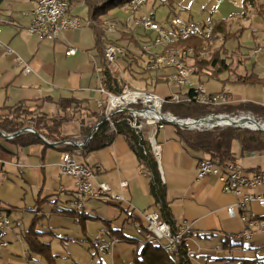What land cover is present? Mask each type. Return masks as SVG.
<instances>
[{
  "label": "crops",
  "instance_id": "1",
  "mask_svg": "<svg viewBox=\"0 0 264 264\" xmlns=\"http://www.w3.org/2000/svg\"><path fill=\"white\" fill-rule=\"evenodd\" d=\"M66 1L69 3V12L72 15L87 20L86 6L84 10L81 2L84 3V0ZM253 2L254 7L246 5L245 0H149L141 11L153 14L159 21H163L173 13L194 21L209 20L214 23L221 20L227 21L230 32L233 23L240 25L243 31L237 35L238 39L235 43H238L240 51L244 53V59L246 58L241 68L243 69L244 66L246 68L242 73H237V70L236 73L230 71L213 78L216 81L220 80L222 88L218 92L211 93L230 91V102L225 107L236 108V104H250L263 108L264 13L258 14L261 1L253 0ZM32 7L31 0H4L1 5V12L10 14L11 21L16 25L4 26L0 33V107H11L17 103L26 102L31 109L39 108L45 115L57 116L56 104L61 98L73 97L84 101L81 110L73 115L71 122L63 124L61 130L65 139L77 138L84 141L99 117L95 101L100 98L96 88L101 78L100 71L103 65L101 57L104 45L96 43L92 30L87 26H82L75 31H64L55 41L38 40L26 31L31 20ZM102 17L126 21L130 19V14L120 8H113ZM245 35L248 36L247 43L241 42V38ZM105 38L103 34L104 41ZM259 40L260 46L257 47L256 43ZM6 46L29 66L28 73H24L23 67L17 65L15 55H6ZM70 47L75 48L77 52L75 55L66 56L65 52ZM246 52H250V55L247 56ZM228 62L231 63V61ZM122 65L124 64L121 63L120 66ZM225 74H228L226 78ZM222 75L225 76L222 77ZM241 77H251V82L237 84L238 87L244 89L249 86L253 91L249 97L243 99L234 95L231 88V84ZM123 78L124 76L122 81H126ZM258 80H260L259 83ZM198 81L200 82V77ZM81 122L83 132L80 131ZM74 127L76 128L71 130ZM165 129L166 127L157 134L156 141L160 146V154L156 163L161 182L166 187V199L171 208L172 222L175 226L188 227L189 236L185 241L187 252L194 253V259L198 264H238L229 261L236 259L233 254L227 258L218 253L219 250L231 252L230 246L240 244L238 242L234 244L235 239L232 238L243 229L239 210L235 207L239 198L223 193L214 177L196 180L197 163L207 156L193 152L180 143L175 137V128L168 133ZM86 131L89 132L85 134ZM0 146L6 151L5 153L0 151V214L8 216L10 220L14 219L10 221L11 227L4 238L8 245L0 248V264H48L42 256L27 250L23 240V233L28 227L26 217L31 218L29 221L36 219L35 229L45 234L40 241L49 245L50 251L55 241L61 242L64 251H67L72 244L87 242L90 247H93L94 254L110 256L109 262L117 264L112 251L116 249L118 242L112 250L104 253L97 251L99 243L111 240L107 227L105 225L101 227V220L109 223L110 220L97 213L100 207L105 206L115 208V219L122 220L120 230L123 234L126 229L131 227L135 229L139 234V239H136L138 246H142L144 216L154 210L159 212V209L149 196V179L146 172L139 165L122 135H117L110 146L92 152L86 157L82 156L81 160L90 168L97 167L99 170L96 172L95 181L108 184L116 194L122 193L126 202L121 205L90 202L86 205L84 213L97 220L94 218L87 220L83 225H79L71 217L51 213L54 207L62 211L70 210L67 206L68 196L61 190H73L72 180L59 173L58 165L63 151L61 146L54 147L47 143L17 147L3 137H0ZM239 153L240 160H243L242 169L245 174L251 175L264 170L257 162L264 152ZM235 157L239 162L236 154ZM122 180L128 183L123 191L119 189V183ZM255 191L264 195L263 187ZM230 206L235 213L232 218L227 215V208ZM249 209L256 215L264 217V212L259 213L264 208L258 207L255 203L251 204ZM90 222L97 223L96 226L99 227L98 234L91 237L85 235V226ZM238 222L240 229L236 230ZM109 227L114 230L119 228L111 223ZM253 242L252 246L240 244L239 249L253 248L255 250L256 248L259 251L263 248L260 250L264 251V243L256 244L252 239L247 244ZM249 250L244 251L243 255L252 254ZM66 251H51L50 254L54 258L53 264L65 262L62 259L70 261V255ZM238 254L240 255V252ZM73 262L76 264L71 260V264Z\"/></svg>",
  "mask_w": 264,
  "mask_h": 264
},
{
  "label": "built area",
  "instance_id": "2",
  "mask_svg": "<svg viewBox=\"0 0 264 264\" xmlns=\"http://www.w3.org/2000/svg\"><path fill=\"white\" fill-rule=\"evenodd\" d=\"M149 0H131L122 10L130 14L126 21L114 18L101 17L102 30L104 32L105 44L102 51L104 67L118 81L119 92L106 89L102 84L103 65L100 71L101 78L96 88L100 98L95 102L99 111L98 119L89 135L84 141L77 138H69L59 142L50 143L54 147L67 149L61 152V161L58 165L59 173L70 178L73 182V190L62 189L61 192L68 196L67 206L75 212L84 211L87 204L97 202L104 205H121L126 202L122 193L112 191L108 184L95 181L97 167L90 168L82 162V149L93 137L103 123L109 125L110 131H115L118 123H123L133 131L141 141L145 142L150 149L154 159L158 161L160 146L157 134L163 130L166 124H171L175 129L181 131H210L214 128L233 127L231 123L215 125L216 121H232L241 130L256 131L245 127L243 123L260 124L249 112L238 111L236 113L209 114L199 118H178L170 112H163L164 104L178 103L181 101H193L202 106L222 107L230 102V91L219 93H208L203 84L198 81V71L194 61L201 58V50L194 48L182 49L176 47L181 42L190 38L209 40L214 31L212 21H194L182 18L181 15L173 13L163 21L149 13H144L143 7ZM31 20L26 28L27 33L40 41H55L59 35L68 30H79L82 26L89 27L91 22L82 20L69 12V3L66 0H31ZM10 14L0 12V33L4 26H14ZM114 38V39H113ZM6 55H15L8 46L5 47ZM75 48H68L66 56L76 54ZM17 65L23 67L24 73L30 71L29 66L15 55ZM126 66L123 69L120 63ZM127 74L126 81H122L124 71ZM150 73L152 76L162 78L163 83L175 91L172 95L161 98L150 89L147 90L142 80ZM135 77V78H134ZM123 80H125L123 78ZM130 81H140L143 89L131 86ZM153 87V86H152ZM192 93L191 96L189 94ZM234 127V128H236ZM30 127L26 133L34 134ZM4 134L1 135V137ZM4 139L11 140L13 135H4ZM45 140L44 138H42ZM46 141V140H45ZM239 162L221 165L218 160L210 158L201 159L197 163L196 180L206 177H214L220 185L223 193L235 195L239 198L235 207L239 210V219L243 226L241 232L232 238L240 244H247L258 233L264 234V217L256 215L249 209L255 203L258 207L264 208V195L258 194L255 190L264 188V170L257 171L251 175L243 172ZM128 183L120 181L119 189L125 190ZM227 215L235 216L232 206L227 208ZM144 240L143 244L151 243L161 247L170 257L178 259L180 246L185 243V235L188 227L185 225L174 226L166 223L160 213L154 210L144 216ZM11 227L8 216L0 214V248H5L8 243L4 240L6 232ZM118 241L111 239L99 243L97 251L104 253L112 250ZM186 258L191 262L194 253H186Z\"/></svg>",
  "mask_w": 264,
  "mask_h": 264
},
{
  "label": "trees",
  "instance_id": "3",
  "mask_svg": "<svg viewBox=\"0 0 264 264\" xmlns=\"http://www.w3.org/2000/svg\"><path fill=\"white\" fill-rule=\"evenodd\" d=\"M4 0H0V12L1 5ZM131 0H84L86 8L87 19L91 22L89 26L93 32L96 43L105 44L103 40V30L101 24V17L106 15L109 10L113 8L123 7ZM246 5L254 7L253 0H245ZM259 15H263V12L258 10ZM264 20V17H263ZM229 24L227 21H218L214 23V31L211 39L201 40L198 38H190L185 42L179 43L176 47L187 49L194 48V50H206L209 57L206 59L197 58L194 61V66L197 68L198 74L203 75V72H209L211 78H216L219 75L230 72V63H227L225 59L219 57V51L223 49L224 45L214 48V43L221 37L222 42H226L228 39L235 37L229 30ZM264 42V41H263ZM122 63V62H121ZM120 63V64H121ZM126 69L125 65L121 66ZM103 80L102 84L110 91L119 92L120 88L118 81L112 77L111 73L104 67L103 64ZM125 72V70L123 71ZM145 77L138 78L136 80H142L145 86H156L163 83L162 78L146 73ZM206 76V73H205ZM251 82L249 78H237L234 84H247ZM260 80H258V83ZM192 93L189 94L191 96ZM84 105V101H79L73 97L61 98L57 102V116L49 115L41 112L39 108L31 109L26 102L17 103L11 107H0V137L1 134L15 135L13 139L8 142L17 147H26L36 144H46L39 137L34 134L21 132L23 129L30 127L40 137L45 138L50 143L59 142L65 140L66 137L62 136V126L65 123L71 122L75 113L79 112ZM230 107H212L202 106L194 103L193 101H181L178 103H167L162 107L163 112H170L178 118H199L201 116L209 114L228 113ZM246 110L245 112H252L257 117L264 120V107L255 105H244L241 108ZM238 108V110H241ZM236 110V108H235ZM241 110V111H242ZM237 112V111H236ZM68 113L70 115L68 116ZM231 113V112H230ZM98 119H101L99 116ZM259 119V120H260ZM115 131H110L109 125L103 123L98 131L93 134V137L86 143L82 149V156L86 157L92 152L100 151L110 146L117 135H122L128 143L131 151L135 155L139 165L146 172L149 179V193L153 199V203L159 209L162 219L174 227L173 218L171 214V208L166 199V187L161 182V176L159 173L158 165L150 152L147 144L139 138L133 131H131L123 123H118L115 126ZM81 132L84 131L83 123L81 122ZM89 131L84 132L85 134ZM176 139L182 143L186 148L196 153H202L212 160H218L219 164L226 165L237 161L235 154L232 151V145L237 142L240 147V152H264V134L260 131L241 130L237 127H225L214 128L210 131H181L175 129ZM67 147L62 148V150ZM1 152H6L3 147L0 146ZM39 203V202H38ZM52 214H58L62 216H68L73 218L79 225H83L87 220H92L94 217H90L84 211L75 212L72 210H57L55 207L52 209ZM94 220H97L94 218ZM105 224L108 235L111 239L119 241L133 242L132 239L125 237L120 229H111L110 223L105 220H101ZM36 219L31 221L29 228L23 233V240L27 246V250L30 253H35L42 256L48 264H53V256L50 254L49 245L40 241V238L45 235L35 229ZM109 227V228H108ZM189 233L185 235L188 238ZM138 245V243H135ZM240 246V244H239ZM233 247V246H232ZM186 246L182 243L180 246V252L178 259L170 257L161 247L153 245L151 243H145L142 246H138L134 250L132 255V264H192L186 258ZM229 261L237 262L238 264H264V255L254 256V258H240L231 259Z\"/></svg>",
  "mask_w": 264,
  "mask_h": 264
},
{
  "label": "rangeland",
  "instance_id": "4",
  "mask_svg": "<svg viewBox=\"0 0 264 264\" xmlns=\"http://www.w3.org/2000/svg\"><path fill=\"white\" fill-rule=\"evenodd\" d=\"M261 1L258 8L260 10V12H263L264 13V0H259ZM82 2V8L85 10V5ZM232 22H235V20H232ZM229 24V23H228ZM234 25H232L231 27V33L232 34H235L232 39H228L226 42H222L221 41V37H219V39L217 41H215L214 43V46H213V49L214 48H217L219 47V45H224L223 49H221L219 51V57L220 58H223L225 59V61L227 63H230L228 61H231V66H230V71L236 73V70H237V73H242L243 72V69L246 68V66H244V68L242 69L241 67L243 66V62L246 60V58L244 59V53H242L240 51V46L238 45V43H235L236 40L238 39V34L239 33H242L243 29L241 28L240 25L238 24H235L233 23ZM236 31V32H234ZM251 38V37H250ZM248 41V36L245 35L241 38V42L243 43H247ZM257 44V45H256ZM255 45L258 47L260 46V40L256 43ZM263 49H264V46H262ZM256 48V47H255ZM245 52V51H244ZM200 53H203L202 57L203 59H206L209 57V54L206 50H201ZM247 56L250 55V52H246ZM250 60V59H249ZM242 64V65H241ZM239 65V66H238ZM241 65V66H240ZM249 66V65H248ZM233 67L235 69H233ZM205 73H206V76H205ZM205 73L203 72V75L200 76L198 74V77H200V82L203 83V88L206 90V92L208 93H211V92H218L221 90V82L220 80L219 81H216L215 79L211 78L209 75V72H206ZM226 75V74H225ZM225 75H222L225 76ZM124 79L126 80L127 79V74L126 72H124ZM205 76V77H204ZM228 76V74L225 76V78ZM221 77V78H222ZM217 78V77H216ZM242 78V77H241ZM130 84L131 86H135L136 88H139V89H143V85L140 81H137V82H134V81H130ZM231 88H232V93L234 95H237V96H240L242 99L244 97H249L253 91H252V88H249L248 87H245L244 89H242L240 86L238 87V85L236 84H231ZM147 90H151L153 91V93H155L156 95L160 96L161 98H166L170 95L173 94V91L174 89L169 87V86H166L165 84H158L154 87L149 86V85H146L145 87ZM258 90V89H257ZM244 92V93H243ZM238 98V97H237ZM237 107H236V110L235 108H231L230 111L228 113H236V111H241L242 109V106H244V104L242 105H238L236 104ZM246 105H250V104H246ZM238 108H240L241 110H238ZM246 111V110H245ZM244 110H242L241 112H245ZM0 114H2V112H0ZM251 114L256 118L257 116L255 114H253L251 112ZM257 120H259L258 118H256ZM260 122L264 123V120L260 119ZM166 129H165V132H172L174 131L173 130V125L171 124H166ZM76 127L72 128L71 130L75 129ZM164 134V133H163ZM175 134V132H174ZM232 151L234 154L237 155V158L239 159V163L240 165L242 166V162L243 160H240L241 156H240V147H239V144L237 142H234L233 145H232ZM261 167L264 168V154L258 159L257 161ZM48 200V199H46ZM41 202V201H40ZM40 204V203H39ZM38 208H36L37 210ZM35 211V210H34ZM115 208H112L110 206H105V207H100L98 210H97V213L101 214L102 216H104V218H107L108 220H110V223L113 224L114 226H117L119 227L118 229H120L122 227V220L118 221L117 219H115ZM39 212V211H37ZM262 212H264V209L260 210L259 213L263 214ZM36 213V211H35ZM100 215V216H101ZM29 219L31 220V218L29 217H26L25 218V221L28 220V227L27 229L29 228L30 224H31V221H29ZM14 219H11L10 221H13ZM97 223L95 222H90L88 223L86 226H85V235L89 236H93L94 234L97 235L98 234V226H96ZM105 224L102 223V226L101 227H104ZM82 226H80V230H82ZM236 230L240 229V224L239 222L236 224ZM80 233V232H79ZM124 236L126 235L128 238L130 239H133L132 241L133 242H128V241H119L118 240V243H117V247L113 252V254H115V261H117L118 263L117 264H132V255L134 253V250L136 248H138V245L135 244L137 243V240L136 239H139V234L135 231L134 228H129V229H126L125 231V234H123ZM111 238V237H110ZM253 240L255 241V243H264V234L262 233H258L254 236ZM233 242H235L234 244H237V241L234 240ZM252 244L254 245V242L253 243H250L249 245L245 244V246H252ZM258 246H261V245H258ZM140 247V246H139ZM232 251L231 252H227V251H223V250H219L220 252L218 253L220 256H226L227 258L231 256V254L234 255V258L238 259V258H254L255 255H262L264 253L263 250H260V249H263V248H260L259 251L258 249L255 248V250L252 248V249H239V246L238 245H235V246H230ZM93 247H90L89 244L87 242L83 243H76V244H72L71 246L68 247V250L66 251L67 254H69V258H70V261H66L67 259H62L63 261L65 262H62L61 264H71V260L75 261L76 264H111L109 261H110V256L109 257H105L104 255H96L94 254V249H92ZM229 249V250H231ZM234 250V251H233ZM251 251L252 254H248V255H243L244 251ZM51 251L52 252H65L64 251V248H63V245L61 244V242L59 241H55L52 243V246H51ZM50 251V253H51ZM238 252H240V255L238 254ZM117 255L119 257H117ZM65 256H67L65 254ZM191 263L192 264H198L197 260H195L194 258H192L191 260ZM74 264V262H73Z\"/></svg>",
  "mask_w": 264,
  "mask_h": 264
},
{
  "label": "bare ground",
  "instance_id": "5",
  "mask_svg": "<svg viewBox=\"0 0 264 264\" xmlns=\"http://www.w3.org/2000/svg\"><path fill=\"white\" fill-rule=\"evenodd\" d=\"M226 124V123H232V121H225V120H222V121H216L215 125H218V124H222L223 125ZM243 125L245 127H249L251 129H259V130H264V123H260V124H249V123H243Z\"/></svg>",
  "mask_w": 264,
  "mask_h": 264
},
{
  "label": "water",
  "instance_id": "6",
  "mask_svg": "<svg viewBox=\"0 0 264 264\" xmlns=\"http://www.w3.org/2000/svg\"><path fill=\"white\" fill-rule=\"evenodd\" d=\"M230 126H233V127H236V123H231V125ZM26 131V128L25 129H23L21 132H25ZM256 131H260V132H263V134H264V130H259V129H256ZM2 135V134H1ZM34 135H36L37 137H39L43 142H45L46 143V141L45 140H43L42 139V137H40L38 134H36V133H34ZM13 136H15V135H13ZM3 138H5L6 136H2ZM47 144V143H46Z\"/></svg>",
  "mask_w": 264,
  "mask_h": 264
}]
</instances>
